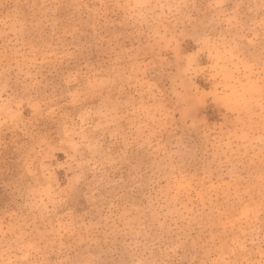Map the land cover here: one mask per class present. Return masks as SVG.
I'll list each match as a JSON object with an SVG mask.
<instances>
[{"label": "rangeland", "instance_id": "1", "mask_svg": "<svg viewBox=\"0 0 264 264\" xmlns=\"http://www.w3.org/2000/svg\"><path fill=\"white\" fill-rule=\"evenodd\" d=\"M0 264H264V0H0Z\"/></svg>", "mask_w": 264, "mask_h": 264}]
</instances>
